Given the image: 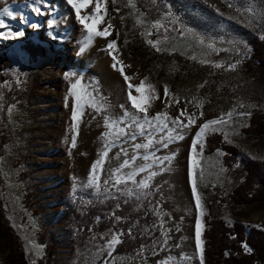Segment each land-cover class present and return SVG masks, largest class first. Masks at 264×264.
Returning a JSON list of instances; mask_svg holds the SVG:
<instances>
[{"label":"rangeland","instance_id":"obj_1","mask_svg":"<svg viewBox=\"0 0 264 264\" xmlns=\"http://www.w3.org/2000/svg\"><path fill=\"white\" fill-rule=\"evenodd\" d=\"M36 1L0 0V19L7 23L6 27H0V54L7 50L14 72H24L29 62V54L24 48L26 39H35L50 47L53 67L45 68L43 78L60 77V88L40 90L38 94L41 97L57 95L58 101L54 105L57 106L61 124L56 134L53 128L44 135L29 132L34 119L31 109L38 108L39 111L50 103L32 104L31 108L29 105L24 109L17 101L10 105V119L16 130L22 128L23 131L21 137L17 135L15 141L7 144V152L0 157V167L9 182L14 200L22 206L27 197V185L21 177L23 172L30 171L36 180L37 175L48 176L56 171L51 167L54 163L50 162L51 155L56 153L53 146L63 151L57 171L64 178L63 188L68 196L77 188H92L100 199L107 198L112 196L111 191L116 188V169H120L117 175L127 180L128 174L137 168L150 165L147 171L135 177V183L128 181L121 185L125 192L142 188L140 184L148 175L151 172L157 173L147 181L148 187L143 188L150 196L149 205L159 215L160 234L157 237L132 252H115V244L111 248L108 245L117 234L113 227H109L93 231L81 250H69L71 240L67 242L66 239L55 258L63 264H201L195 234L197 223L202 229L203 205L200 199L201 207L197 208L196 196L190 198L186 189L188 184L192 186L195 169L202 166L203 139L197 145L195 153L191 151V145L203 123L219 118L228 122L230 119L227 113L232 112L237 119L230 120L223 126L228 140L247 156L264 158V136L247 139L239 131L240 125L246 123L242 113L246 114L254 107L264 109V69L255 65L249 71H241L239 57V54L248 50V35L260 33L264 29V0H190L188 10L195 16L183 21L177 15H168L165 21L173 31L168 30L166 23L161 21V33L158 31L157 35L151 34L150 29L146 31L148 20L137 10L135 0H129L126 5L119 0H107V9L113 7L119 10L117 13L122 22L124 41H117L116 48L122 55L124 48L128 51L131 57L129 74L132 75L138 69L144 72L141 80L143 87L137 103L147 108L150 124L142 119L144 113L133 108L132 103L124 109L122 97L104 102L109 97L105 94L104 86L100 81L89 77L90 71L95 68L93 55L89 53L80 56L78 52H71L72 47L63 46L59 27L64 22H57V28L54 23L50 25L51 16L48 11L32 9L36 7ZM30 7L32 10L28 14L26 10ZM5 8L13 11L11 16L4 12ZM130 12L133 13L132 17ZM11 17L14 20L8 21ZM26 17L28 23H25ZM161 22H158L159 25ZM136 25L140 35L150 46L145 57L137 56L131 50ZM68 30L69 28L64 33H69ZM71 34L75 36L77 31ZM149 41L153 43L150 44ZM233 64L236 65L235 69H230L229 66ZM73 84H76L75 89ZM124 85L126 93L128 85ZM165 86L169 92L170 105L164 102ZM77 96L81 97L79 101ZM176 98L179 99L178 104ZM78 104L81 115L78 128H74L77 122L72 116L77 111ZM185 108L186 116L195 113V125L184 130L183 140L163 147L160 141L167 142L168 131L173 127L171 119ZM165 112L169 127L161 129L158 122L151 121V117ZM55 114L49 116L54 117ZM47 116L43 118L46 119ZM134 116L141 119L136 121ZM186 116L182 119L186 120ZM106 121L114 123L115 127H107ZM138 124L143 125V132ZM120 128H124L127 134H118ZM105 133L109 135L106 136ZM73 138L76 142L74 148L71 147ZM136 144L147 146L137 149L134 147ZM104 151L108 154L103 158L102 169L97 170L98 180L91 184L92 167L102 158ZM185 151L191 159L187 173L185 166L188 158L186 160L183 157ZM173 154L174 158L170 163L165 161L162 166L155 162ZM143 156H148L149 159L144 160ZM131 157H136L134 163L130 161V167L121 168L122 162ZM32 162L42 165L43 169L35 171ZM175 171L184 175L173 187L172 173ZM1 188L0 185V264H11L12 251L20 248L26 239L34 245L38 254H43L45 245L38 239L42 229L38 218L30 210L28 215L33 224L28 228L21 225L17 215L19 210L15 209L14 215ZM196 193L199 195L197 187ZM189 202L194 205V209L190 208ZM227 215L231 219L242 220L264 229V203L244 206L236 213ZM58 225L64 229L69 225V220L66 217Z\"/></svg>","mask_w":264,"mask_h":264},{"label":"trees","instance_id":"obj_2","mask_svg":"<svg viewBox=\"0 0 264 264\" xmlns=\"http://www.w3.org/2000/svg\"><path fill=\"white\" fill-rule=\"evenodd\" d=\"M119 1L126 5L129 0ZM189 1L135 0V6L148 20L146 31L150 29L151 34L157 35L156 32L161 33L162 22L167 25L165 18L168 15H177L183 21L195 16L188 10ZM129 14L133 16V13ZM166 28L173 31L169 25ZM139 31L136 25L131 50L135 55L145 57L150 46ZM247 43L248 50L239 54L241 71H249L255 65L264 69V29L248 35ZM24 48L29 54L24 72H14L7 50L0 54V157L7 152L9 142L15 141L17 135L22 136L23 129L16 130L10 119L9 109L14 102L22 105V109L29 105L31 108L32 104L50 103L39 111L38 108L31 109L34 119L29 132L44 135L53 128L56 134L61 124L54 105L58 101L57 95L41 97L38 94L40 90L60 88V77L43 78L45 68L53 67L51 49L30 38L26 39ZM53 113L55 116L50 117L49 114ZM42 114L48 115L47 118L40 116ZM243 116L246 123L239 127L241 136L247 139L263 137L264 109L254 107ZM235 119L236 115L230 118ZM228 122L213 125L211 128L217 130L210 128L205 133L201 146L202 166L195 169L196 187L203 205L201 238L204 264H264V229L227 215L244 206L264 203V158L249 157L229 141L223 128ZM52 148L56 153L51 155L50 162L54 163L51 167L56 171L48 176L37 175L36 180L30 171L22 173L27 185V197L22 206L14 200L0 167L1 191L7 196L11 211L15 215V209H18L21 225L28 228L33 224L28 215L31 210L42 228L39 242L45 245L44 253L38 254L34 245L24 240L20 248L12 251L11 264H63L55 254L66 239L67 242L71 240L69 250H81L93 231L109 227L116 230L119 238L115 252H132L160 234L159 215L149 205L150 196L143 188L125 192L119 184L111 191L112 196L104 199H100L92 188H77L68 196L63 188L64 178L57 171L63 151L57 146ZM32 163L35 171L43 169L42 165ZM66 217L69 225L62 229L58 224ZM245 244L250 251L245 250Z\"/></svg>","mask_w":264,"mask_h":264},{"label":"bare ground","instance_id":"obj_3","mask_svg":"<svg viewBox=\"0 0 264 264\" xmlns=\"http://www.w3.org/2000/svg\"><path fill=\"white\" fill-rule=\"evenodd\" d=\"M36 7L27 8V12L31 13L30 10L34 9L35 11H42V12H49L51 16V21H54V25L57 28V22L63 21L64 24H62L59 27L60 35H61V41L63 46L65 47H72V51L74 54L77 52L80 53V56H84L86 54L91 53L93 55L92 62L95 64V68H93L90 71L89 77L100 81L102 85L105 88V94L108 98L105 99V103H108L111 99H116L122 97L123 99V107L124 109L128 107V104L130 105L131 101L128 97V90H126L125 93V85L129 84L133 86H140L141 80L143 77V70L138 69L137 71H134L131 74H129L130 70V55L128 51L124 48V54L122 55L117 48L115 49H108L107 45L110 42H114L116 44L117 41H124V33L122 31V22L121 19L118 16L117 11L111 7L110 9H107L105 7L104 0H101V15L103 18L104 23H99L96 25V28L98 31H102L106 26L107 23L110 22L112 25V28L108 29V32L110 34L106 36H96L93 34L91 42L88 41V32L85 28V25L80 22L79 17L76 14L75 9L72 7L71 4L67 2V0H37L36 1ZM32 8V9H31ZM13 11H11L12 13ZM89 13H94V5H89L87 8H84L81 10V15L87 16ZM29 16V15H28ZM49 16V17H50ZM25 23H28L27 17L24 18ZM14 20L13 17L10 18L11 21ZM87 23H92L91 20L87 21ZM4 24L7 26V23L4 22ZM66 25V26H65ZM59 26V25H58ZM71 26V27H69ZM69 33H64V31L68 28ZM57 31V30H55ZM77 31V34L74 36L71 33ZM81 48L84 49L83 52H81ZM113 54L116 56V61L113 60L112 56ZM79 57V56H78ZM81 59H79V62ZM116 63V68L114 69L112 67L113 63ZM124 67L123 73L119 71L121 66ZM127 75L131 77L132 79L129 81H126L124 79V76ZM128 89V88H126ZM140 92H137L135 90V87L132 89V95L136 96L137 99L139 98ZM109 105V104H108ZM188 151V150H187ZM187 151L184 152V159L188 161L186 162V173L189 170V166L191 164L190 156L187 155ZM182 163H185L182 160ZM185 169V168H184ZM185 172V171H184ZM185 173V174H186ZM183 173H179L178 171H175L172 173V179L171 185L173 187L178 184V182L183 178ZM189 175V174H188ZM187 175L188 183H189V176ZM188 189H186V194L193 199V191L191 189V185L188 184ZM187 199V198H186ZM194 203V201H193ZM190 208H192L194 205L189 202ZM194 209V207H193Z\"/></svg>","mask_w":264,"mask_h":264},{"label":"snow or ice","instance_id":"obj_4","mask_svg":"<svg viewBox=\"0 0 264 264\" xmlns=\"http://www.w3.org/2000/svg\"><path fill=\"white\" fill-rule=\"evenodd\" d=\"M67 2L72 5V7L76 11L77 16L80 19V22L85 25V28L87 29V32H88V41L89 42H91L93 34L96 35V36H106V35L110 34L108 32V29L112 28V25H111L110 22L107 23V26L102 31H98L97 28H96L97 24L104 23L102 15H101V0H67ZM104 2L106 4L107 0H104ZM113 2H115V0H113ZM89 5H94V13H89L87 16L81 15V10L84 9V8H87ZM116 11H119V10L117 9ZM4 12L7 15H9V16L12 15L11 11H9L7 8L4 9ZM89 20H91L92 23H87V21H89ZM52 23H54V21H49L50 25ZM0 27H6V25L4 24L3 19H0ZM32 27H37V25H32ZM18 35H22V33H18ZM149 43L152 44L153 42L149 41ZM156 43H158V42H156ZM154 46H155V44H154ZM107 48L108 49H115L116 48V44L114 42H110L107 45ZM157 50L159 51L160 49L157 48ZM83 51H84V49L81 48V52H83ZM112 58H113L114 61H116V56L114 54H113ZM219 66L220 65H217V67H219ZM112 67L114 69L116 68V63L115 62L113 63ZM124 67L125 66L122 65L121 68L119 69V71H121L123 73ZM229 67H230V69H235L236 65L233 64V65H230ZM124 79L126 81H129L132 78L127 76V75H125ZM72 87H73V89H75L76 88V84H73ZM133 87H135V90L137 92H140L142 87H143V82H142V84L140 86H133V85L129 84V86H128V97H129V100L132 103V107L138 109L139 112L144 113V116L142 117V119L146 123L150 124V118L147 115V108L146 107H141L137 103V97L132 95ZM149 87L151 88L152 86H149ZM201 87H203V85H201ZM152 90L154 92V88ZM157 98H159V97H157ZM80 99H81V97L77 96V101H79ZM164 102L166 104H169V105L171 103V101L169 100V92H168L167 86H165ZM176 103L177 104L179 103V99L178 98H176ZM186 112H187L186 108L185 109H181L179 115L177 117L171 119L170 122L173 125V127L171 129H169V131H168L167 142H165L164 140L160 141V143H161V145L163 147H167L168 143L175 142V141H178V140H183L185 138L184 130L185 129H190L192 126L195 125V122H196L195 113L186 116ZM80 115H81V110H80V106L78 104L77 111L72 116V119L77 122L73 126L74 128H78V122H79V116ZM201 115H202V113H201ZM241 115H244V114L242 113ZM185 116H186V120L182 119V117H185ZM227 116L230 119L231 116H232V112L227 113ZM133 119L136 120V121H139V119H141V118L134 116ZM151 121L158 122V127H160L161 129H165V128L169 127V124L167 122L168 121V116H167L166 112L165 113H157L155 116L151 117ZM223 122H224L223 118H219V119H214V120H210V121H207V122L203 123L199 127L198 132L193 137V142H192V145H191V151L193 153L196 152L197 145L201 143L205 133L208 130H210L211 126L217 125V124H220V123H223ZM106 126L109 127V128H114L115 124L114 123H109V122L106 121ZM138 127H140L141 131L143 132V125L142 124H138ZM211 130L212 131H216L217 129L211 128ZM118 134H127V133H126L124 128H120ZM105 135L107 136V135H109V133H105ZM75 146H76V142H75V138H73L72 141H71V147L74 148ZM146 146L147 145H140V144L134 145V147L137 148V149H139L141 147H146ZM107 154H108L107 151H104L102 153V158L98 159L94 163V165L92 167V170H91V179H90V183L91 184H95L97 182V180H98V177L96 175L97 170L98 169H102L103 158H106ZM173 158H174V154L170 155V156H165L163 158H160V159L156 160L155 162H158V163H160L163 166L165 161H168L170 163ZM135 159H136V157H131L129 160H124L122 162V164H121V168L130 167L131 166L130 161L132 163H134ZM142 159L148 160L149 157L148 156H143ZM148 167H150V165L149 166H141V167L137 168L136 170H134L133 172L128 174L127 180H124L119 175H117L120 172V169L119 168L116 169V174H114V176H115V184L119 185L121 183H127L128 181H132V182L135 183V177L139 173H143V172L147 171ZM156 174H157L156 172H151L148 175V177L145 179V181L140 184V187H142V188L148 187L147 181L151 180V178L153 176H155ZM201 175H202V173H201ZM192 191H193V194L196 196V207L200 208L201 207L200 196L196 193V182H195V179H193ZM201 215H203V212H201ZM200 229H201V225L199 223H197L195 240H196L197 247L200 250L199 259L201 261V264H203V247H202V241H201V238H200L201 237V230ZM116 243H119L118 236L113 237L112 240L109 241V245L108 246L111 248ZM244 248H245L246 251H250V249H248L246 244L244 245Z\"/></svg>","mask_w":264,"mask_h":264}]
</instances>
